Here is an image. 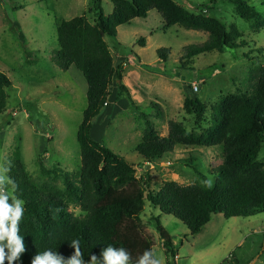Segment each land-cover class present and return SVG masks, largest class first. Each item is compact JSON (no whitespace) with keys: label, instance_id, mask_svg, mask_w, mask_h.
Wrapping results in <instances>:
<instances>
[{"label":"rangeland","instance_id":"1","mask_svg":"<svg viewBox=\"0 0 264 264\" xmlns=\"http://www.w3.org/2000/svg\"><path fill=\"white\" fill-rule=\"evenodd\" d=\"M173 1L192 13L205 11L228 27L235 26L248 46L199 54L185 62L187 48L203 44L209 34L178 25L165 28L153 9L146 17L118 26L116 38L105 37L115 67L123 63L122 82L139 111L124 96L103 107L93 120L91 135L132 165L136 178L148 173L151 189L156 191L165 181L188 185L201 182V175L213 179L212 171L223 162L225 151L222 145L206 142L177 145L154 163H147L135 151L144 132L138 112L153 121L159 136L168 135L171 122L199 133L212 125V108L238 91L250 90L254 70L264 67V27L251 29L228 0ZM246 1L264 18V0ZM91 6L92 0H0V71L11 80L5 110L0 113V167L10 171L17 148L36 187L45 196L61 198L74 215L83 211L67 198L63 175L66 172L75 181L81 169L76 135L87 106L86 81L75 66L63 71L52 63L51 56L58 48L57 25L81 15L91 20ZM101 6L104 16L110 17L113 0H101ZM160 49L167 50L164 60L158 57ZM244 53L249 58H244ZM26 59L31 63L25 65ZM212 65L213 70L209 68ZM116 86L114 76L112 90ZM185 98H198L205 104L206 118L201 126L183 110ZM258 158L264 168V148ZM51 169L59 172H47ZM145 196L144 191L135 229L160 264H168L167 260L169 264H264V214L248 212L231 218L216 214L191 236L185 225L161 213ZM156 217L173 244L175 258L165 254Z\"/></svg>","mask_w":264,"mask_h":264},{"label":"trees","instance_id":"2","mask_svg":"<svg viewBox=\"0 0 264 264\" xmlns=\"http://www.w3.org/2000/svg\"><path fill=\"white\" fill-rule=\"evenodd\" d=\"M228 1L251 29L264 27V18L246 0ZM152 9L160 14L165 28L178 25L209 34L203 44L187 48L185 62L199 54L223 53L248 46L235 26L228 27L205 11L192 13L173 0H113L110 17L104 16L101 0H92L89 9L93 15L91 20L85 15L62 20L56 27L58 48L51 61L63 71L75 66L86 81L87 106L76 135L81 169L75 175V181L72 175L63 171L66 196L81 208L83 214L74 215L59 197L45 196L31 181L16 148L9 177L16 185L15 196L24 201L25 211L18 233L27 249L21 254L22 264H31L36 254L49 249L67 259L74 251L70 247L72 240H79L85 263L92 255L99 258L102 249L113 246L126 248L132 257L131 264H135L148 250L134 224L138 220V207L144 191L150 205L178 219L191 236L198 234L216 214L225 218L245 216L248 212L264 214V168L258 158L264 148V67L254 70L250 90L238 91L212 108L209 117L212 125L199 133L188 132L179 123L171 122L168 135L159 136L153 121L144 112H138L144 123V132L135 151L143 161L152 164L177 145L202 142L222 145L224 160L212 171L213 179L201 175V182L188 185L165 181L157 191L153 190L148 173L136 178L132 165L92 137L93 120L107 106L114 76L117 82L115 100L126 96L131 106L139 111L122 82L123 63L115 67L105 37L116 38L118 26L136 17H146ZM19 37L25 47V37L21 32ZM142 41L144 39L141 38ZM166 51H157L160 60L166 58ZM25 54L32 58L26 48ZM242 56L249 58L246 53ZM30 59H26L24 64H30ZM209 68L213 70L214 66ZM9 87L11 80L0 71V113L5 110L6 89ZM183 110L194 117L196 125L201 126L205 121L206 106L198 98H185ZM55 171L59 172L58 169L47 172ZM154 221L166 256L175 258L177 254L160 225L159 217Z\"/></svg>","mask_w":264,"mask_h":264},{"label":"clouds","instance_id":"3","mask_svg":"<svg viewBox=\"0 0 264 264\" xmlns=\"http://www.w3.org/2000/svg\"><path fill=\"white\" fill-rule=\"evenodd\" d=\"M6 167H0V264L21 262V254L27 251L23 237L18 235L19 224L24 215V201L15 196L16 185L6 175ZM70 247L74 250L69 258L55 250L38 253L31 264H85L79 240H72ZM130 252L123 247L107 246L102 249L100 257L92 255L88 264H131ZM135 264H160L152 250H145Z\"/></svg>","mask_w":264,"mask_h":264},{"label":"crops","instance_id":"4","mask_svg":"<svg viewBox=\"0 0 264 264\" xmlns=\"http://www.w3.org/2000/svg\"><path fill=\"white\" fill-rule=\"evenodd\" d=\"M127 87V86H126ZM128 88V87H127ZM130 93V92H129ZM115 95H116V90L114 91V90H112V92H111V95L108 97V99H107V106L108 105H111L113 102H115L116 100H115ZM131 95V94H130Z\"/></svg>","mask_w":264,"mask_h":264},{"label":"built area","instance_id":"5","mask_svg":"<svg viewBox=\"0 0 264 264\" xmlns=\"http://www.w3.org/2000/svg\"><path fill=\"white\" fill-rule=\"evenodd\" d=\"M194 89L197 90V87L195 86Z\"/></svg>","mask_w":264,"mask_h":264},{"label":"water","instance_id":"6","mask_svg":"<svg viewBox=\"0 0 264 264\" xmlns=\"http://www.w3.org/2000/svg\"><path fill=\"white\" fill-rule=\"evenodd\" d=\"M149 165H146V167H148Z\"/></svg>","mask_w":264,"mask_h":264}]
</instances>
